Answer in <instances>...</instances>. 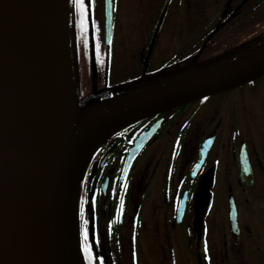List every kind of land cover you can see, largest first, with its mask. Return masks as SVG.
Returning a JSON list of instances; mask_svg holds the SVG:
<instances>
[{
	"label": "flooded vegetation",
	"instance_id": "obj_1",
	"mask_svg": "<svg viewBox=\"0 0 264 264\" xmlns=\"http://www.w3.org/2000/svg\"><path fill=\"white\" fill-rule=\"evenodd\" d=\"M98 1L91 24L102 42L98 72L105 89L173 83L264 45V0H136L146 4L143 22L121 29L118 39L113 27L111 44ZM75 20L79 47L89 40L90 23ZM116 57L122 75L114 82ZM263 82L264 76L151 115L103 142L86 176L84 216L104 264H180L188 246L197 264L194 206L203 196L210 199L203 214L209 264L250 258L264 264ZM95 88L82 90L81 101Z\"/></svg>",
	"mask_w": 264,
	"mask_h": 264
},
{
	"label": "water",
	"instance_id": "obj_2",
	"mask_svg": "<svg viewBox=\"0 0 264 264\" xmlns=\"http://www.w3.org/2000/svg\"><path fill=\"white\" fill-rule=\"evenodd\" d=\"M113 3L103 0L106 41ZM69 7L70 0H0V264H85L79 195L103 142L138 120L264 76L263 45L199 75L81 104L72 88ZM207 201L194 206L197 264H209Z\"/></svg>",
	"mask_w": 264,
	"mask_h": 264
},
{
	"label": "rangeland",
	"instance_id": "obj_3",
	"mask_svg": "<svg viewBox=\"0 0 264 264\" xmlns=\"http://www.w3.org/2000/svg\"><path fill=\"white\" fill-rule=\"evenodd\" d=\"M72 2H73V0H70L69 18H70L71 29L73 28L72 27V9L74 8V10H73L74 11L73 12L74 13V19H76V16H78V18L81 16L79 10L74 6V4H73V8H72ZM86 2H87V0H86ZM98 4H99V1L94 3V8L89 14L88 19H89V23L91 26H92L91 22L92 23L94 22V20L92 18V14H93L92 12L94 11L95 8H98ZM145 9H146L145 2L139 3L136 0H115L113 11H114V27H115L116 34H117V39H118V34L121 31V29H128V28H131L134 23L140 24L143 22ZM208 17H210V15H208ZM86 23H87V20H85V24ZM96 31H97V39H98L99 44H100V36H99L98 28H96ZM169 34H171V31H169ZM85 43H86V47L84 46ZM85 43L83 44V50H81V43L78 47L77 40L74 41L72 39V41L70 43L71 49H72L71 55H72L74 61L76 62V66H75V77H76V79L73 78V82H72V88H74V94H77V96L79 97V95L81 93L79 90H83V91L90 90L92 83H95V85H96V88L94 89L95 92L94 93H88L86 95V99L88 97L93 96V95L101 96L104 93H107V95H109V94H114L116 92H120L121 91L120 85L115 86V87L110 88V89L103 88L104 79L102 78V76L98 72V69H100L102 66H101V63L99 62L100 58H97L93 53V47H94L92 44L93 39H92V42L87 40ZM79 49H80V53L82 54V56L79 53ZM100 50H101V47H100ZM82 51H83V53H82ZM86 52L90 53V55L89 56L86 55ZM92 56H93V59H92ZM119 62H120L119 58L116 57L115 58V68H114L115 72L113 74V81L114 82L119 81V79L122 75L121 74L122 65H120ZM95 65H96V72H94L95 71ZM81 84H82V89H81ZM91 90H93V89H91ZM259 90H264V82L261 84V89H259ZM104 91H108V92H104ZM82 93L85 94L84 92H82ZM85 183H86V174H84L83 180L81 182V190H80V195H79V207H80L81 197H83V199H84ZM79 221H80V227H81L82 221L80 219V211H79ZM81 241H82V237H81ZM182 257H183V259L181 260L180 264H196V258H195L194 250L190 249L189 246H188V249L183 253ZM234 264H240V263L235 262ZM248 264H255V261H253L250 258V261H248ZM257 264H259V263H257Z\"/></svg>",
	"mask_w": 264,
	"mask_h": 264
},
{
	"label": "snow or ice",
	"instance_id": "obj_4",
	"mask_svg": "<svg viewBox=\"0 0 264 264\" xmlns=\"http://www.w3.org/2000/svg\"><path fill=\"white\" fill-rule=\"evenodd\" d=\"M94 3L95 0H73V4L74 6L79 10L81 17H82V23L87 20L89 18V14L90 12L93 10L94 8ZM111 3V0H109V4ZM108 44H111V40L108 39ZM96 55L99 56V51H100V44L99 41H97L96 43ZM89 203H92L91 201H89ZM121 206H123V200L121 201ZM79 211H80V219L82 221L81 224V237H82V241H81V250L84 253L85 258L88 261V264H104V257L98 255L93 247H92V243H90L89 241V231H88V224H89V220L85 219L84 217V212H85V201L83 199V197H81V202H80V207H79ZM96 245H99V239H97L95 241Z\"/></svg>",
	"mask_w": 264,
	"mask_h": 264
},
{
	"label": "trees",
	"instance_id": "obj_5",
	"mask_svg": "<svg viewBox=\"0 0 264 264\" xmlns=\"http://www.w3.org/2000/svg\"><path fill=\"white\" fill-rule=\"evenodd\" d=\"M79 18H81V16L79 17ZM81 42H82V44H81V50H83V44H84V40H81ZM86 42V41H85ZM85 47H86V43H85V45H84ZM82 53H83V51H82ZM81 54V53H80ZM86 55H88V53L86 52ZM85 55V56H86ZM81 56H82V54H81ZM82 85V84H81Z\"/></svg>",
	"mask_w": 264,
	"mask_h": 264
},
{
	"label": "bare ground",
	"instance_id": "obj_6",
	"mask_svg": "<svg viewBox=\"0 0 264 264\" xmlns=\"http://www.w3.org/2000/svg\"><path fill=\"white\" fill-rule=\"evenodd\" d=\"M84 172H85V168L83 167V168H82V172H81V174H83Z\"/></svg>",
	"mask_w": 264,
	"mask_h": 264
}]
</instances>
